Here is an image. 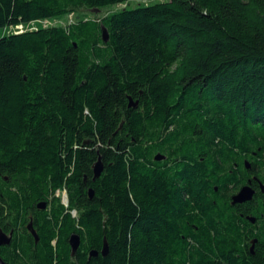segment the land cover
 <instances>
[{
  "label": "trees",
  "instance_id": "16d2710c",
  "mask_svg": "<svg viewBox=\"0 0 264 264\" xmlns=\"http://www.w3.org/2000/svg\"><path fill=\"white\" fill-rule=\"evenodd\" d=\"M132 1L0 0V29L27 28L0 38V231L13 232L0 258L264 264L263 194L232 205L253 177L264 186V0H161L28 29Z\"/></svg>",
  "mask_w": 264,
  "mask_h": 264
},
{
  "label": "water",
  "instance_id": "95a60500",
  "mask_svg": "<svg viewBox=\"0 0 264 264\" xmlns=\"http://www.w3.org/2000/svg\"><path fill=\"white\" fill-rule=\"evenodd\" d=\"M103 41L104 43H108L109 41V33L107 31V29L105 27H103ZM139 106V104L137 102H134L132 98L129 99V108L135 110L137 109ZM166 159L165 156L161 155V154H157L155 156V161L157 162H162ZM246 167L249 169V164L246 163ZM104 170V165L101 161V158H99L98 162L94 165L93 167V172H94V178L93 181H96L97 179L100 178L102 172ZM0 175H1V170H0ZM261 190L264 193V186L261 184ZM255 195V191L253 190V188L250 185H245L243 186L240 191L235 194L232 197V205H242L244 203H248L251 202L254 198ZM94 196V191L91 189L89 190V197L93 198ZM46 204L45 203H41L38 208L39 209H45ZM248 220L252 223L255 224L256 220L254 218L248 217ZM29 231L31 232V234L33 235V237L35 238L36 242L39 241V238L35 232V230L33 229V225L32 223H30L29 227H28ZM12 238L11 236H8L6 233H4L3 231H0V246H9L11 244ZM69 244L72 250V257H75L76 254L79 251V248L81 246V238L79 235H72L70 240H69ZM256 241H253V245L251 247V253L254 255V247H255ZM109 254V247L108 244L105 240L104 242V246L103 249L101 251V255L106 258ZM91 257L97 258L99 256V253L97 251H92L90 253ZM0 264H5L4 261L0 258Z\"/></svg>",
  "mask_w": 264,
  "mask_h": 264
},
{
  "label": "rangeland",
  "instance_id": "374dc122",
  "mask_svg": "<svg viewBox=\"0 0 264 264\" xmlns=\"http://www.w3.org/2000/svg\"><path fill=\"white\" fill-rule=\"evenodd\" d=\"M161 0H135L132 1L130 3L127 4H122V5H117V6H112L103 10H99V11H89V10H81L79 11V13H77V15H70L68 18H65L63 20L60 21H54L51 22V24L49 23H41V24H36V25H32L29 26L28 29L30 28H37L38 25H41L42 27L44 26H66L67 24H71L74 23L76 21V16H82L85 18H89V19H95V18H101L104 17L110 13L113 12H117V11H123L127 8L129 9H134L142 4H151V3H155ZM27 29V28H23V31ZM18 32V30L16 28H10V29H0V38L3 37L6 34H11V33H16Z\"/></svg>",
  "mask_w": 264,
  "mask_h": 264
},
{
  "label": "flooded vegetation",
  "instance_id": "af4514ba",
  "mask_svg": "<svg viewBox=\"0 0 264 264\" xmlns=\"http://www.w3.org/2000/svg\"><path fill=\"white\" fill-rule=\"evenodd\" d=\"M250 166V165H249ZM246 169L247 170H250L251 169V167H249V169L246 167ZM261 181H259L258 180V178L257 177H253V179L252 180H249L248 182H247V184L246 185H250L252 188H253V190L255 191V195H254V198H255V196H256V194H257V190H256V188H255V185H257L258 186V188H259V190L261 191V193L263 194V196H264V193L262 192V190H261ZM245 186V185H244ZM57 196V195H56ZM59 197V196H58ZM254 198H253V200H254ZM252 200V201H253ZM251 201V202H252ZM248 203H250V202H248ZM46 204V203H45ZM244 204H246V203H244ZM244 204H242V205H244ZM46 207H47V205L45 206V209H46ZM39 209V208H38ZM45 209H39V210H45ZM30 223H32V222H30ZM30 223H29V225H30ZM29 225H28V227H29ZM32 225H33V223H32ZM28 227H27V229H28ZM34 229V228H33ZM28 232L31 234V232L29 231V229H28ZM36 232V231H35ZM5 233V232H4ZM8 236H11V238H13V232H11V233H6ZM37 234V233H36ZM32 235V234H31ZM33 236V235H32ZM39 238V237H38ZM36 241V240H35ZM39 242V241H38ZM38 242H36V243H38Z\"/></svg>",
  "mask_w": 264,
  "mask_h": 264
},
{
  "label": "built area",
  "instance_id": "2783aa9c",
  "mask_svg": "<svg viewBox=\"0 0 264 264\" xmlns=\"http://www.w3.org/2000/svg\"><path fill=\"white\" fill-rule=\"evenodd\" d=\"M42 24L43 23H49V24H51V21H48V20H46V21H43V22H41ZM40 23V24H41ZM34 25V24H33ZM46 27H49V26H44V28H46ZM23 26H18V27H16V29L18 30V32H16V33H22V32H24L23 31ZM37 28H30V30H36ZM56 195L57 196H60V197H62V199H63V203L64 204H67V195H66V192L65 191H63V192H61V191H58L57 193H56Z\"/></svg>",
  "mask_w": 264,
  "mask_h": 264
}]
</instances>
